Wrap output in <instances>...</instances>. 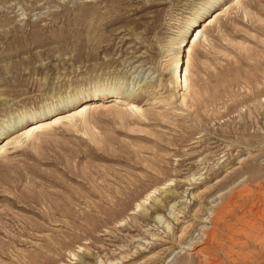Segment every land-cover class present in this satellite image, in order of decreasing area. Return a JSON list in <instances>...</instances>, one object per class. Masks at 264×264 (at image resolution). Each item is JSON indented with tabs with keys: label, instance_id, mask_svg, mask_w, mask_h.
Wrapping results in <instances>:
<instances>
[{
	"label": "rangeland",
	"instance_id": "obj_1",
	"mask_svg": "<svg viewBox=\"0 0 264 264\" xmlns=\"http://www.w3.org/2000/svg\"><path fill=\"white\" fill-rule=\"evenodd\" d=\"M201 2L0 0V125L117 77L148 111L125 123L95 112L100 144L63 125L0 158V264H264L254 203L264 182H240L264 170V0H247L249 14L234 10L194 47L189 109L177 97L148 104L171 87L137 90L161 75L168 86L169 41ZM169 180L161 203L136 209ZM228 199L240 204L217 222Z\"/></svg>",
	"mask_w": 264,
	"mask_h": 264
},
{
	"label": "bare ground",
	"instance_id": "obj_2",
	"mask_svg": "<svg viewBox=\"0 0 264 264\" xmlns=\"http://www.w3.org/2000/svg\"><path fill=\"white\" fill-rule=\"evenodd\" d=\"M216 4L218 5V8H216ZM200 5L201 6H194L191 8V11H192V12H190L191 15L188 16L186 19H184L183 25L181 27H179V29L177 31H175L176 35L173 36L171 38V40L169 41L170 49H169V51H168L169 53L166 55V57L167 56H170V57L165 60L166 62H165V65L163 66V69H162L163 71L161 70V74H163L162 72H165V70L170 71L169 74H171V75H170L169 79H167L168 86H166L163 82V77H162L163 75H161V78H159L155 84H152V83L150 84L149 82L146 84H143V85L139 84V88L137 90H140L141 92H144L145 91L144 89H146V88H148V89L154 88V90H155V89H157V87H162V88L171 87V90H170L168 95L162 96L161 100H158V98H156V97L148 99V101H149L148 104L153 105V104H156L159 102V103H165L166 105H168L171 103V99H173V97H177V101H178V104L180 105V107H185L186 109H189L188 108L189 107V103H188L189 102V96L194 91V85H193L192 80H191V72L192 71H191V64H190V58H191V54L193 52L194 47L196 45H198L200 42H204V43L209 42L210 43V38L208 36V33L210 31L211 26L214 25L215 23H218L223 17L232 13L234 10L241 9L244 14H246V15L249 14V8L247 5V0H202ZM205 15H208V16L205 19H203L205 17ZM141 66L142 65H138L137 67L140 68ZM167 74H168V72H167ZM117 80H118V84H116V86L112 89H108L106 87V84L103 83V81L102 82L99 81V83L95 85V87H94L95 89L90 93H87L86 89H78L74 95L69 96V100L67 101L66 104L64 103L63 100H61L60 101L61 104L58 103V105L52 106V108L46 112H44L43 110H42L43 112L41 110H38V111L29 110V111L22 112L19 115L10 116L8 119H3V122L0 125V158L5 156V154L8 153L12 148L20 146L22 143L30 140L31 138L39 140V133H45L46 130H48L49 128L61 127L63 125L66 126L67 128L73 127V128L78 129V130H81V131H83L84 134L88 135L89 138L93 142H95V144L99 143L101 139L97 140L99 138L96 139L95 134L93 132H91L95 129V127L91 123L92 121L90 120V117L95 112H99V111L101 112L102 110H105V109L108 110L109 113L111 112L112 114H114V116L117 117L122 123L126 122L125 119L127 117H133V116L145 117V116H147L146 115L148 113L147 109L143 108L144 106L139 102L140 94L138 96H135L133 93V91L135 90V87H133L130 92L124 91L122 89V82H121L122 78L117 77ZM263 99H264V96H263ZM173 112L181 113L175 109L173 110ZM126 120H128V119H126ZM258 170H260V169H258ZM263 173H264V170H261L260 172L259 171L255 172L254 174L250 175V177H247L246 179H243V180L241 179L240 182L246 183V182L250 181L252 183L258 182V184H259V181L264 182V174ZM189 180H191V179H189ZM172 181L173 180H169V181L165 182L164 184H162L161 186L155 187L154 189L150 190L139 202L136 203V209L137 210L143 209L145 204L148 203V201L150 199H153L154 201L161 203L163 200L156 197L155 195L157 192L160 191V189H163V188L171 185ZM247 184H249V182ZM254 185H255V183H254ZM256 187H257V185H256ZM242 188H244V186ZM259 188H262V187L259 186ZM254 191H256V189H254ZM260 194H262V192ZM263 194H264V191H263ZM249 195L251 196V194H249ZM249 195H248V198H250ZM254 195L252 194V197ZM234 196H236V195H234ZM234 196H233V198H235ZM240 196H242V195H240ZM259 198H262V197H259ZM238 199H239V197H238ZM244 200H245V198H244ZM253 200H255V199H253ZM263 200H264V198H263ZM231 201L228 199V201L222 203L223 208L221 210H219V212H217L219 215L220 221L218 220L219 218L217 217L218 218V219L216 218L217 222L223 221L224 224L226 223V221H227L226 220V218H227L226 214L229 213V211L231 209L230 208L231 207ZM250 201H252V200H250ZM259 201H262V199ZM167 202L170 204V201H167ZM232 202L237 203L235 201H232ZM252 203H253V201H252ZM254 203L258 204L257 214L261 213V216H263L264 215V202H261V203L260 202H254ZM237 204H240V203H237ZM175 205H176V202H175ZM236 205L234 206L235 209L237 208ZM173 206H174V204H170L171 208H173ZM239 206H242V208L244 207L243 205H239ZM246 206H247V204H245V207ZM237 209H239V207ZM237 209H236V211H237ZM253 209L254 208H250V210H248V211L249 212L255 211ZM239 210H242V209H239ZM248 211H246V212H248ZM155 213H156L155 217L157 219L162 218V216H161L162 214H159L158 210L155 209ZM230 213H231V211H230ZM239 218H241V216ZM242 221H243V218H242ZM215 222L216 221H214V223ZM167 224H168L167 225L168 228H170V224L169 223H167ZM218 224L219 223H217V225ZM220 224H222V226H224L223 223H220ZM254 224H256V223H254ZM248 226H251V225H248ZM220 228H219V230H220ZM248 228H250V227H248ZM214 229H215V227H214ZM215 231H214V233H215ZM213 235H212V239L214 238ZM218 235H220V233ZM221 235H220V237H221ZM218 237H217V239H218ZM208 238H210V240H212L211 236H209ZM222 239L223 238L221 237V241H222ZM210 240H209V242H210ZM220 244H223V243H220ZM78 247L80 248L79 250L84 249V247H82V246H78ZM211 251H213V250L211 249ZM222 252H224V251H222ZM71 253L74 257L78 256L77 252H75V251H73ZM200 253H201V250H200ZM216 253H218V252H216ZM204 256H205V254H204ZM201 257H203V256H201ZM203 258H207V257H203ZM214 258H216V257H214ZM100 261H102V260H100ZM102 262H101V264H104ZM117 262H118L117 260H113V261L111 260L108 264H116ZM203 262H205V261H203ZM220 262L219 263L215 262V264H222ZM207 264H208V262H207Z\"/></svg>",
	"mask_w": 264,
	"mask_h": 264
}]
</instances>
